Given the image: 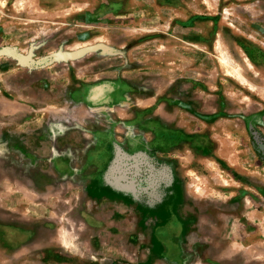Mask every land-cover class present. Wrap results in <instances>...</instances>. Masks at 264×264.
<instances>
[{
    "label": "rangeland",
    "instance_id": "obj_1",
    "mask_svg": "<svg viewBox=\"0 0 264 264\" xmlns=\"http://www.w3.org/2000/svg\"><path fill=\"white\" fill-rule=\"evenodd\" d=\"M0 264H264V0H0Z\"/></svg>",
    "mask_w": 264,
    "mask_h": 264
},
{
    "label": "bare ground",
    "instance_id": "obj_2",
    "mask_svg": "<svg viewBox=\"0 0 264 264\" xmlns=\"http://www.w3.org/2000/svg\"><path fill=\"white\" fill-rule=\"evenodd\" d=\"M223 60V59H222ZM225 60H223V62H224ZM229 64V62H228V60H226L225 61V64ZM231 65V64H230ZM224 66V65H223ZM226 66V65H225ZM233 69H234V67H233ZM239 69V68H238ZM238 69H236L235 70V73H234V76H232V77H234V79L235 80H237L240 84H242V85H244L245 86V82H244V79H243V77L241 76V73H240V71L238 70ZM247 84V83H246ZM248 87V86H247ZM252 87V86H251ZM250 86L248 87V89L250 88L251 90H252V88H251Z\"/></svg>",
    "mask_w": 264,
    "mask_h": 264
},
{
    "label": "flooded vegetation",
    "instance_id": "obj_3",
    "mask_svg": "<svg viewBox=\"0 0 264 264\" xmlns=\"http://www.w3.org/2000/svg\"><path fill=\"white\" fill-rule=\"evenodd\" d=\"M170 217H172V214L170 215Z\"/></svg>",
    "mask_w": 264,
    "mask_h": 264
}]
</instances>
